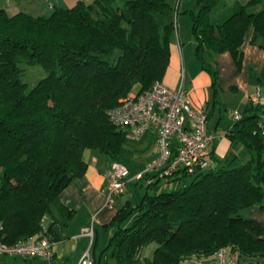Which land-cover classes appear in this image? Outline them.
<instances>
[{"label": "trees", "instance_id": "trees-1", "mask_svg": "<svg viewBox=\"0 0 264 264\" xmlns=\"http://www.w3.org/2000/svg\"><path fill=\"white\" fill-rule=\"evenodd\" d=\"M196 1V10L183 12L191 21L195 57L216 88L217 71L205 55L228 52L238 66L247 28L254 29L253 43L257 36L264 40V9L247 10L262 0L236 3L221 15L214 14L216 0ZM178 10L179 0H82L37 17L0 8L3 243L42 234L59 195L85 172L86 151L126 166L121 158L132 142L110 124L106 111L161 81ZM169 14L172 21L162 23ZM22 64L45 72L29 90ZM261 115L260 106L248 105L227 128L240 152L221 165L191 173L179 168L166 176L144 172L136 181L144 186L139 199L126 202L110 222L103 254L117 264H184L207 260L220 247L236 251L240 264L264 255V227L239 214L264 200ZM150 246L152 255L144 256Z\"/></svg>", "mask_w": 264, "mask_h": 264}, {"label": "crops", "instance_id": "crops-1", "mask_svg": "<svg viewBox=\"0 0 264 264\" xmlns=\"http://www.w3.org/2000/svg\"><path fill=\"white\" fill-rule=\"evenodd\" d=\"M79 1L82 0H0V8L9 14L24 12L37 17L50 14L57 8L70 9ZM216 1L214 14L221 15L236 3L245 5L248 0ZM197 8L196 0H179L178 15L169 42L170 60L161 82L169 88L182 84L193 106L205 108L207 131L213 135L212 145L209 146L205 157L211 166H216L221 165L230 155L240 152L239 146L232 147L226 131L235 122L231 118L233 112L241 115L246 106L257 105L254 103L256 96L264 99V47L261 46L264 40L257 36L253 43L251 39L254 29L248 27L238 48L241 54L238 66H235L233 57L228 52L206 54L207 61L217 71L218 82L216 88H213L208 73L201 68L195 57V44L190 32L191 21L188 14L183 12ZM262 9L264 0L247 8L249 12H259ZM172 19L173 14H169L162 17L161 21L171 22ZM155 136L153 133H146L138 141L127 145L124 151L126 157L137 154L138 158L147 159V165L141 170L134 168L133 161L126 164L132 176L141 174L156 157ZM84 161L87 163L85 172L66 187L57 198V204L52 207L51 214L44 217V232L54 243L52 260L47 262L39 258L0 257V264H77L86 251H89L95 261L97 247L103 255L102 249L107 245L114 228L109 225L110 222L126 202L134 203L139 199L144 186L141 187L136 180H131L135 188H129L126 193L117 196L111 206L106 205L103 173L112 162L104 154L91 150L84 153ZM135 190L137 194H134ZM239 214L264 227V200L261 205L243 208ZM49 227L51 232L48 231ZM86 228L93 230L92 241L82 234ZM153 249L152 246L146 247L143 255L150 257ZM198 260L200 259L192 258L184 264H193ZM248 260L252 264H264V255H257Z\"/></svg>", "mask_w": 264, "mask_h": 264}, {"label": "built area", "instance_id": "built-area-1", "mask_svg": "<svg viewBox=\"0 0 264 264\" xmlns=\"http://www.w3.org/2000/svg\"><path fill=\"white\" fill-rule=\"evenodd\" d=\"M176 15H174V23ZM254 103L262 109V119L258 124L264 141V99L256 96ZM108 121L125 133L126 139L138 141L143 134H155L157 155L153 162L139 175L130 176L127 167L118 161L113 162L103 173L105 179V203L111 206L117 196L128 190L131 180H140L144 172L159 171V176L170 175L179 168L189 173L208 166L205 154L213 142V135L207 131V113L205 108L194 107L182 84L169 88L161 81L137 95H128L125 99L107 111ZM231 118L239 121L240 113L233 112ZM175 142V154L172 156V143ZM2 223L0 221V257L39 258L51 261L53 240L44 232L28 240L14 244L3 243ZM82 234L91 241L92 228H86ZM236 251L220 247L207 260H198L193 264H240ZM77 264H94L89 251H86Z\"/></svg>", "mask_w": 264, "mask_h": 264}, {"label": "rangeland", "instance_id": "rangeland-1", "mask_svg": "<svg viewBox=\"0 0 264 264\" xmlns=\"http://www.w3.org/2000/svg\"><path fill=\"white\" fill-rule=\"evenodd\" d=\"M180 17L181 16H179V18ZM180 22H182V20H180ZM21 68L24 69L22 78H23V81L25 82V84L27 86V90H29L32 87H34L36 85V83L40 79L44 78V76H45V72H44L43 68L41 66H39V65L28 66V65L22 64ZM128 95H132V94H128ZM137 156H139V155L136 154V155H133V157L132 156L126 157L125 155H122L121 160L125 164L131 163V161H133V163L135 165L134 168L136 170H141V168H144L147 165V159L144 158V157L138 158ZM135 157H137V158H135ZM129 188L130 189H134L135 186H133L131 184V182H129ZM134 194H137L136 190H135ZM99 249L100 248H98V247L96 248V252L95 253H96V258L97 259L95 258L96 260L93 261L95 264H117V262H115L114 258L110 257L108 253L102 255L101 254V250H99ZM9 258H11V257H9Z\"/></svg>", "mask_w": 264, "mask_h": 264}]
</instances>
